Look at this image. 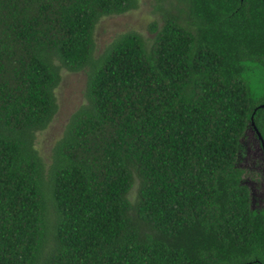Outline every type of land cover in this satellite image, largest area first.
<instances>
[{"label":"trees","instance_id":"1","mask_svg":"<svg viewBox=\"0 0 264 264\" xmlns=\"http://www.w3.org/2000/svg\"><path fill=\"white\" fill-rule=\"evenodd\" d=\"M137 6L0 0V264H264L238 165L249 128L264 158V0H155L149 41L95 53L97 22ZM62 69L84 102L46 161Z\"/></svg>","mask_w":264,"mask_h":264},{"label":"rangeland","instance_id":"2","mask_svg":"<svg viewBox=\"0 0 264 264\" xmlns=\"http://www.w3.org/2000/svg\"><path fill=\"white\" fill-rule=\"evenodd\" d=\"M155 0H138V6L121 14L102 17L93 32L95 53L103 50L117 34L134 30L149 41L152 32L148 24L158 18L154 11ZM85 71L71 72L61 70V81L55 90L58 110L50 124L37 133L35 146L44 160L48 161L53 143L61 136L65 123L70 114L84 102ZM242 149L239 154L238 165L246 170L245 183L251 190V206L264 208V158L259 142L252 129H247L241 139ZM137 181L132 186L129 197L134 199Z\"/></svg>","mask_w":264,"mask_h":264},{"label":"water","instance_id":"3","mask_svg":"<svg viewBox=\"0 0 264 264\" xmlns=\"http://www.w3.org/2000/svg\"><path fill=\"white\" fill-rule=\"evenodd\" d=\"M257 134H258V137L261 139L260 134L258 132H257Z\"/></svg>","mask_w":264,"mask_h":264}]
</instances>
